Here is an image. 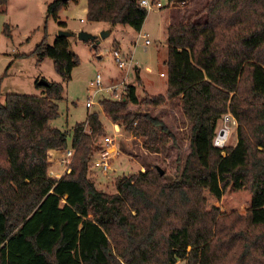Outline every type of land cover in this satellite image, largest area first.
Returning <instances> with one entry per match:
<instances>
[{
    "label": "trees",
    "instance_id": "obj_1",
    "mask_svg": "<svg viewBox=\"0 0 264 264\" xmlns=\"http://www.w3.org/2000/svg\"><path fill=\"white\" fill-rule=\"evenodd\" d=\"M7 1L0 0V12ZM176 1L187 9H174L177 19L166 27V93L139 98L129 83L125 99L100 105L107 119L165 155L175 137L149 109L177 100L191 128L179 176L168 181L155 167L121 174L114 192L102 190L88 175L106 131L99 110L77 123L69 140L50 124L59 115L61 83L48 81L40 95L6 93L0 264H264V0ZM63 5L48 3L47 16L56 19ZM147 14L138 0H87V19L110 26L140 31ZM69 46V37L52 44L43 37L34 53L38 61L51 58L68 80L79 63ZM227 114L237 122V141L218 147ZM67 147L74 149L70 172L50 177L48 151Z\"/></svg>",
    "mask_w": 264,
    "mask_h": 264
},
{
    "label": "rangeland",
    "instance_id": "obj_2",
    "mask_svg": "<svg viewBox=\"0 0 264 264\" xmlns=\"http://www.w3.org/2000/svg\"><path fill=\"white\" fill-rule=\"evenodd\" d=\"M52 1L8 0L7 12H0V103H4L6 93L42 94L43 86L38 85V81L42 78L49 82L61 83L64 87L62 98L56 100L59 115L52 119L50 124L66 131L71 140L73 127L77 123L84 122L88 113L96 109L99 110L105 126L104 135L114 136L117 144L119 152L107 175L91 169L88 171L89 177L93 179L98 188L114 192L116 190L115 181L121 174H135L156 166L165 171V178L168 181H172L179 176L189 150L191 129L190 123L180 111L177 100L167 101L163 106L149 109L153 116L166 124L170 133L175 137L176 142H170L165 155L151 152L145 147L140 136L127 132L121 123H114L104 116L100 102L104 99H111L105 90L94 93L92 97L94 105L91 108L87 109L85 102L91 93L89 82L95 78L97 73L102 76L103 86L126 76V80L136 86L139 98H142L145 93L165 94L167 90L165 61L168 53L166 27L170 21L177 19L173 14L174 9L183 8L181 12H184L187 9L185 5L175 8L180 5L176 4L178 1L161 0L163 4L161 8L148 10L141 31L137 33L130 26L122 24L110 26L106 22L89 21L84 10L87 0H66L56 19L51 15L47 16L46 6ZM197 19L203 21L204 15ZM60 22H65L66 26H60ZM45 23L46 33L44 32ZM6 26H10V29ZM8 29L10 35H8ZM60 29L73 32L74 35L69 37V50L79 58V63L72 69L68 80H63L55 71L51 58L45 57L38 61L34 53L35 46L43 37H46L48 43L52 44ZM108 29L109 34L99 39L96 49L93 48L92 42L79 40L75 35L80 30L99 35L101 31ZM139 34H145L150 43L144 46V39L139 37ZM113 44L115 48L119 46L125 55L127 53L126 56L131 57L132 65L126 70L118 68L113 56L107 51V49H113ZM114 125H117V129ZM236 127L237 122L233 118L227 121L223 116L215 137L224 129L228 130V134L218 147L236 144ZM97 142L101 144L102 137ZM176 157L179 158L177 165L173 162ZM49 167L52 173L58 172L56 164L51 163ZM221 212H225L224 207H221ZM175 264H186V259L180 258Z\"/></svg>",
    "mask_w": 264,
    "mask_h": 264
},
{
    "label": "built area",
    "instance_id": "obj_3",
    "mask_svg": "<svg viewBox=\"0 0 264 264\" xmlns=\"http://www.w3.org/2000/svg\"><path fill=\"white\" fill-rule=\"evenodd\" d=\"M138 3L141 6H144L147 10L161 8V6L163 5L161 0H138ZM139 37L144 39V46L150 43V40L146 38L145 34H139ZM107 51L113 56L118 68L126 70L128 66L132 65L131 57L126 56L127 54L125 55V53H123L121 49L113 47V49H107ZM128 85L129 82L126 80V76H123L122 78L116 79L115 82L111 81L110 84H108L107 86H103L102 76L100 73H97L95 78L93 80H90L89 82V88L91 93L88 96V100L85 102V106L87 108H91L94 105V100L92 99L94 93L96 91L102 90H105L112 100H123L125 99L128 90ZM224 117L227 121L231 119L228 114ZM114 126L117 129V125ZM227 134L228 130H221L219 135L215 137L214 144L220 146L224 142V139L227 137ZM118 152L119 151L117 144L115 143L114 136L104 135L102 137L101 145L98 147V149L94 152L92 156V159L89 163L88 171L91 169L99 172L102 175H107L112 168L113 160L118 155ZM73 155L74 149L72 147H67L59 150V154L55 159L48 157V159H50L48 160L49 165L51 163L56 164L58 170L57 173H52L49 167L48 175L50 177L59 178L65 173L70 172Z\"/></svg>",
    "mask_w": 264,
    "mask_h": 264
},
{
    "label": "water",
    "instance_id": "obj_4",
    "mask_svg": "<svg viewBox=\"0 0 264 264\" xmlns=\"http://www.w3.org/2000/svg\"><path fill=\"white\" fill-rule=\"evenodd\" d=\"M63 1H66V0H63ZM109 32H110L109 29L103 30L100 32L99 35H95V34L90 33L88 31L80 30L75 35L79 40L92 42V46L95 47L99 43V39L105 38L109 34ZM72 35H74L72 31L67 30V29H60L58 31L57 36L70 37ZM47 84H48V81L43 79V78L38 81V85H47ZM156 168L159 171L160 175L164 174V170L162 168H160L159 166H156Z\"/></svg>",
    "mask_w": 264,
    "mask_h": 264
},
{
    "label": "crops",
    "instance_id": "obj_5",
    "mask_svg": "<svg viewBox=\"0 0 264 264\" xmlns=\"http://www.w3.org/2000/svg\"><path fill=\"white\" fill-rule=\"evenodd\" d=\"M7 4H8V1H7V3L5 4V6H4V11H2V12H4V13H6L7 12ZM85 12H87V3H86V7H85ZM124 26H128V25H124ZM141 31V30H140ZM140 31H137V33H139ZM119 43V46L121 47V44H120V42H118ZM127 54V53H126ZM135 68L137 69V67L135 66ZM114 79V78H113ZM112 80V79H111ZM110 80V81H111ZM88 109V108H87ZM58 154H59V149H50L49 151H48V157L49 158H56L57 156H58ZM48 160H50V159H48ZM48 172H49V169H48Z\"/></svg>",
    "mask_w": 264,
    "mask_h": 264
}]
</instances>
